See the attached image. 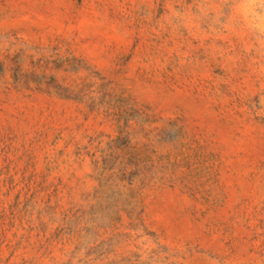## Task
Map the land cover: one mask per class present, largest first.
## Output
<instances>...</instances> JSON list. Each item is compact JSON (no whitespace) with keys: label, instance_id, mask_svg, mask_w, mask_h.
I'll list each match as a JSON object with an SVG mask.
<instances>
[{"label":"rangeland","instance_id":"374dc122","mask_svg":"<svg viewBox=\"0 0 264 264\" xmlns=\"http://www.w3.org/2000/svg\"><path fill=\"white\" fill-rule=\"evenodd\" d=\"M0 264H264V0H0Z\"/></svg>","mask_w":264,"mask_h":264}]
</instances>
